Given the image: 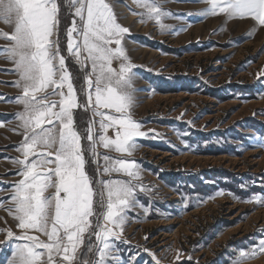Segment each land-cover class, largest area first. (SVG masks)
I'll use <instances>...</instances> for the list:
<instances>
[{
  "label": "rangeland",
  "instance_id": "rangeland-1",
  "mask_svg": "<svg viewBox=\"0 0 264 264\" xmlns=\"http://www.w3.org/2000/svg\"><path fill=\"white\" fill-rule=\"evenodd\" d=\"M106 2L117 22L130 30L123 36V47L133 65L131 113L141 124V131L147 133L143 138H135L136 150L137 156L147 163L144 165L146 171L150 169L143 175L145 182L136 181L146 191L136 192V204L128 212L123 235L120 240L113 241L116 259L110 264H155L153 256L145 249L154 254L160 264H235L241 252H255L264 242V204L256 202L257 199L264 201V26L252 18H230L226 14L200 16L198 13L208 5L198 0H159L163 11L171 13L162 18L161 23L166 26L162 30L154 20L141 22L145 17L133 14L145 11L135 0ZM60 5L59 48L66 56L67 68L83 105L85 97L80 89L90 65L81 70L66 52V31L73 19L78 24L79 19L74 17V10L67 7V0ZM13 30L11 24L0 20V33L11 34ZM52 39L56 40L57 36ZM11 43L0 36V50L10 48ZM70 66L77 68V74ZM118 66L119 61H114L113 67ZM15 67L7 54L0 51V202H3L0 242L8 239L6 232L11 230L15 243L23 244L26 241L15 239L23 233L9 212L14 208L10 199L13 186L23 178L18 175L22 165L15 161L24 159L17 150L24 142V129L18 118L24 106L16 102L22 96V90L15 86L20 79ZM51 92L52 89H48V93ZM50 99L58 102L61 97L53 95ZM79 111L87 115L86 123L83 121L80 125L76 118ZM74 120L82 137H86V130L93 120L91 109L74 110ZM172 122L176 126H171ZM166 123L170 125L163 127ZM237 127H251L257 131V136L252 135L254 138L249 140L246 133L239 134ZM107 135L113 137L110 129ZM235 140L242 144L235 148ZM81 143L85 170L93 179L94 187L98 188V181L106 179L101 170L105 166L103 156L112 157V153L100 146L98 155L93 157L90 143L86 139ZM249 145L263 150L247 153L242 158L229 157L233 149L245 151ZM229 168L247 171L245 176H239L245 179L240 183L242 197L253 202L245 201L240 205L241 202L234 204L231 201L234 198L229 190L235 186L229 187V178L235 175ZM163 170L171 171L168 175ZM192 171H201L196 174L201 177L200 183L197 181L193 186L197 195L200 186L203 193L209 191L208 187L217 186L215 192L210 193L213 196H202L208 200L207 204L183 216L193 204L189 195L190 181L184 180L193 175ZM114 174L107 179H123L114 178ZM168 176L173 179L171 192L159 179ZM209 178L213 179L212 184L206 182ZM53 191L49 189L45 195ZM233 193L239 194L234 190ZM170 197L171 202H168ZM204 203V200L200 202ZM175 208L179 212L173 213ZM97 211L102 209L97 207ZM41 239L47 238L41 236ZM90 239L93 245L96 244L95 238L86 234L78 257ZM4 250L5 247L0 249V258ZM92 253L93 259L95 248ZM13 255L14 251L8 264ZM59 261L62 260L58 259L57 264ZM0 264H4L2 258ZM245 264H264V252H258Z\"/></svg>",
  "mask_w": 264,
  "mask_h": 264
},
{
  "label": "snow or ice",
  "instance_id": "snow-or-ice-1",
  "mask_svg": "<svg viewBox=\"0 0 264 264\" xmlns=\"http://www.w3.org/2000/svg\"><path fill=\"white\" fill-rule=\"evenodd\" d=\"M198 2L208 5L198 13L200 16L226 14L230 18H252L264 26V0ZM135 3L145 10L133 13L145 17L141 22L154 20L162 30L166 27L161 20L171 13L163 11L159 0H135ZM67 7L74 10L79 24L73 19L66 31V52L81 70L90 65L80 89L85 97L83 105L67 68L66 56L59 48L58 0H0V20L14 29L11 34L0 33L12 42L10 48L0 51L16 66L20 79L15 86L22 90L16 102L24 106V111L18 114L24 142L17 149L24 159L15 161L22 165L18 175L23 178L13 186L10 199L14 208L9 212L23 233L15 239L26 242L16 244L11 264H57L58 259L64 264H110L116 259L113 241L123 235L128 212L136 204V192L146 191L136 183L141 177L134 161L113 160L109 155L103 156L104 173L115 172L128 179L101 180L100 186L94 187L85 170L81 143L82 139L90 143L93 157L98 155L100 146L131 156L137 148L135 138L147 135L131 115L133 65L123 47V36L130 30L117 22L106 0H67ZM54 35L56 40L52 39ZM114 61H119L118 68L113 67ZM48 89L52 92L48 93ZM53 95L61 99L52 101ZM81 107L91 109L93 116L86 137L75 127L74 110ZM109 129L114 132L113 137L107 135ZM49 189L54 191L45 195ZM256 202L264 204L260 199ZM97 207L102 211H97ZM86 234L96 241L95 245H88L89 252L95 248L91 260L77 255ZM6 236L12 240L14 233L8 230ZM145 251L153 256L155 264H160L154 254ZM258 252H264V242L255 252H241L235 264H245Z\"/></svg>",
  "mask_w": 264,
  "mask_h": 264
},
{
  "label": "crops",
  "instance_id": "crops-1",
  "mask_svg": "<svg viewBox=\"0 0 264 264\" xmlns=\"http://www.w3.org/2000/svg\"><path fill=\"white\" fill-rule=\"evenodd\" d=\"M134 112H136V109H135V111ZM131 115H132V113H131ZM143 117V116H142ZM132 118L134 119V120H136L137 118H136V116H133L132 115ZM141 119V118H140ZM142 120V119H141ZM181 123H187V122H183V121H181ZM162 125V124H161ZM167 125H170L169 123H166V124H163V127H166ZM171 126H176L175 125V123H171ZM234 128H236V127H234ZM237 130H240V132L241 133H239V134H244L245 135V133L247 134L246 136H248V138H249V140L250 139H253L254 137L252 136V135H255V136H257V131L255 130V129H252L251 127H249V128H244V127H242V128H239V127H237ZM150 131H154V130H150ZM144 132V131H143ZM262 137H264V135L262 136ZM143 138V137H142ZM142 140H144V139H142ZM234 144V143H233ZM240 144H242V141H240V140H235V148H236V145H240ZM247 147V146H246ZM245 147V148H246ZM182 148V147H181ZM138 149V148H137ZM148 149V148H147ZM168 149H166L165 151H167ZM237 150V149H236ZM236 150H234L233 149V153H231V152H229V157H236V158H242V157H244L247 153H251V152H254V151H260V150H263L262 149V147H254V145L253 146H250L249 145V147H247V149L245 150V151H236ZM230 151V150H229ZM107 152H109V153H112L111 155H112V158L115 160V159H125V160H128V161H134L135 162V164H136V166H137V168H138V170H139V175H140V180H145L146 181V179H144V177H143V175L145 174V173H149L148 171H150V169L149 168H147V171H146V169H145V166L144 165H146L147 166V163H145V161H143L144 159H140L139 157L140 156H137V150H135L134 152H133V154L131 155V156H127L126 154H121V153H117V152H115L114 150H107ZM159 152H161V153H163L164 151H159ZM234 152H240L241 154L240 155H236V154H234ZM164 153H168V152H164ZM185 153H190V152H185ZM238 156V157H237ZM148 167H150L151 168V166H148ZM149 169V170H148ZM151 169H153V168H151ZM101 170H103V177L104 178H106L105 179V181L106 180H109V179H111V178H108L107 179V177L108 176H110L109 174H105L104 173V166H102L101 167ZM172 170V169H171ZM171 170H163V171H166V173L169 175L170 173V171ZM87 172V171H86ZM201 172V171H200ZM200 172H195V171H192V174L193 175H188V177H187V179H185L184 178V180H189L190 181V183L188 184V186H189V195H190V197L192 198V203L193 204H191L188 208H187V211H185L184 212V214H183V216L184 215H187V214H189V213H191V212H193V211H195V210H198L199 208H201V207H203L205 204H207L208 203V200H205V199H202V196H213V194H210V193H213V192H215V190H216V186L217 185H212V188L211 187H208L207 189H209V191L208 192H204L203 193V190L201 189V186L199 187V194L197 195V192H196V190L194 189V185H195V183H197V181L200 183V179H201V177H197V175L196 174H200ZM229 172H231L232 174H234L235 176H233V177H230L229 178V187H233V186H235V188H233V190L235 191V192H238L239 194H235V193H233V190L231 189V190H229L231 193L230 194H232V197L235 199H232L231 201H233V203L234 204H236V203H239V202H241V203H239L240 205L242 204V205H244V203H245V201H247V200H245V198L246 197H242V194H244L242 191H243V189H242V186L240 185V183H244V181H245V179L243 178V177H239V176H245V174H247V173H245V172H247V171H244V172H241V171H239V170H234V169H230L229 168ZM234 172V173H233ZM152 173H153V171H152ZM249 173H251V174H254V175H257V173H253L252 171H249ZM101 174V173H100ZM153 176L152 177H154V175L155 174H152ZM191 176H193V178L191 177ZM117 177H119V178H123V179H128L127 177H125V176H123L122 174H119V173H116V174H114V178H117ZM246 177H247V175H246ZM99 179V178H98ZM160 179V181H162L163 182V184L167 187V188H169L170 189V192H171V190H173L174 188V186H173V182H171L173 179H169V176H168V178H166V179H162V178H159ZM140 180L139 181H137L138 183H140ZM250 180V179H249ZM144 181V182H145ZM206 182H211V184L213 183V179H211V178H209L208 180H206ZM250 183V182H249ZM179 185H187V184H184V183H178ZM239 187H240V189H239ZM235 189H239V190H235ZM183 190H184V188H183ZM202 190V191H201ZM203 194H205V195H203ZM146 196V198H147V195H145ZM193 196H194V199H193ZM195 196H196V198H195ZM214 197H216V195H214ZM231 197V198H232ZM204 198V197H203ZM202 200H204L205 201V203L204 204H200V202L202 201ZM168 202H171V197H170V199L168 200ZM195 202L196 203H198L199 205L198 206H195L196 204H195ZM244 202V203H243ZM168 205L169 204H167V209H169L168 208ZM174 207H175V205H174ZM172 212L173 213H175V212H179V209H177V208H175V209H172ZM237 225V224H236ZM18 241H20V240H18ZM17 241V242H18ZM18 244V243H17ZM5 247V250H4V252L2 253V255H1V258H2V262L4 263V264H8V263H10V257H11V253L14 251L15 252V247H16V243H15V241L12 239V240H9V239H6V240H3V241H1L0 242V249L2 250L3 248ZM0 258V259H1ZM63 264H64V262H63Z\"/></svg>",
  "mask_w": 264,
  "mask_h": 264
},
{
  "label": "trees",
  "instance_id": "trees-1",
  "mask_svg": "<svg viewBox=\"0 0 264 264\" xmlns=\"http://www.w3.org/2000/svg\"><path fill=\"white\" fill-rule=\"evenodd\" d=\"M58 2L60 4H63L64 3V0H59ZM67 19L70 20V17H67ZM70 67H71L72 71L77 74V72L75 71L77 68L75 66H70ZM76 118H77L78 124L80 125V123H82L83 121H85V123H86L87 115H86L85 112L83 113V112L79 111L77 113ZM234 154L240 155L241 153L240 152H234ZM89 243L93 244V240L92 239L88 240V242L86 244V247L83 248L82 252L80 253V257H83L84 259L91 260L92 257H93V253H92L93 250H92V252H89L88 251V245H89ZM59 264H63V261H60Z\"/></svg>",
  "mask_w": 264,
  "mask_h": 264
},
{
  "label": "built area",
  "instance_id": "built-area-1",
  "mask_svg": "<svg viewBox=\"0 0 264 264\" xmlns=\"http://www.w3.org/2000/svg\"><path fill=\"white\" fill-rule=\"evenodd\" d=\"M110 131H111V134L114 136V132L110 129ZM60 262V261H59Z\"/></svg>",
  "mask_w": 264,
  "mask_h": 264
},
{
  "label": "bare ground",
  "instance_id": "bare-ground-1",
  "mask_svg": "<svg viewBox=\"0 0 264 264\" xmlns=\"http://www.w3.org/2000/svg\"><path fill=\"white\" fill-rule=\"evenodd\" d=\"M130 20H132V19H130Z\"/></svg>",
  "mask_w": 264,
  "mask_h": 264
}]
</instances>
